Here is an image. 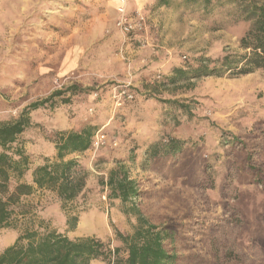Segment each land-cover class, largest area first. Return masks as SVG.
I'll return each mask as SVG.
<instances>
[{
  "label": "rangeland",
  "instance_id": "1",
  "mask_svg": "<svg viewBox=\"0 0 264 264\" xmlns=\"http://www.w3.org/2000/svg\"><path fill=\"white\" fill-rule=\"evenodd\" d=\"M157 1L0 0V124L54 91L74 84L88 90L32 112L30 127L0 149L27 160L20 180L10 175L9 192L18 182L31 185L32 171L55 160L53 134L95 128L91 149L65 158L79 164L82 193L63 207L49 190L21 197L0 229V253L26 232L120 246L115 231L133 235L138 218L121 213L100 183L120 162L142 191V217L174 231L166 244L174 264H264V190L246 170L248 154L264 165V74L166 82L177 69L238 50L251 25L238 8L242 0ZM122 17L129 32L119 26ZM169 138L184 142L176 156L147 154ZM235 214L240 224L231 222Z\"/></svg>",
  "mask_w": 264,
  "mask_h": 264
},
{
  "label": "trees",
  "instance_id": "2",
  "mask_svg": "<svg viewBox=\"0 0 264 264\" xmlns=\"http://www.w3.org/2000/svg\"><path fill=\"white\" fill-rule=\"evenodd\" d=\"M172 0H158L156 6H168ZM188 6H196L198 0H182ZM209 4L210 0H203ZM238 8L244 20L251 23L249 29L240 38L238 50L224 54L217 61L200 63L196 68L174 71L175 76L167 79L168 85H173L192 79L204 77L239 78L260 71L264 74V4H257L253 0H242ZM88 91L77 85H70L62 90L51 93L47 98L35 101L25 107L18 117L10 122L0 124V149H8L18 136L31 125L30 114L39 109L54 108L59 101L68 104L71 97ZM173 105L175 103L169 102ZM179 108L189 114V107L179 105ZM95 128L86 127L79 132H60L53 134L49 141L54 145L56 158L48 159L44 164L32 171V184L17 183L9 192L10 175L14 174L18 180L26 171L27 160L21 151L17 161L12 160L6 153H0V229L6 228L11 215L10 207L23 196H29L35 189L49 190L63 207L72 202L82 193L85 182L74 176L79 164L76 160H65L68 155L84 153L91 149ZM232 142V141H231ZM236 142V139L233 140ZM184 142L169 138L165 143H157L148 149L152 158H171L180 153ZM246 170L253 180L264 190V165L252 161L250 154L246 157ZM102 186L108 190L110 200H118L124 215L134 214L138 218V227L133 235H123L115 231V237L120 246L110 250L108 244L92 238L84 237L70 239L57 231H46L43 234L26 232L19 236L12 246L0 253V264H90L100 260L106 264H174L177 257L167 248V243H174V231L166 226L151 225L137 206L142 195L137 182L133 180L127 167L117 162L109 171L106 181L100 179ZM128 208V209H127ZM130 211V212H129ZM264 223V213L261 215ZM238 215H233L231 222L240 224ZM78 218L67 219L69 230L74 229ZM234 260L239 256L232 254Z\"/></svg>",
  "mask_w": 264,
  "mask_h": 264
},
{
  "label": "built area",
  "instance_id": "3",
  "mask_svg": "<svg viewBox=\"0 0 264 264\" xmlns=\"http://www.w3.org/2000/svg\"><path fill=\"white\" fill-rule=\"evenodd\" d=\"M119 26L123 27L125 31L129 32L132 29V25L128 22L126 17H122L121 21L119 22Z\"/></svg>",
  "mask_w": 264,
  "mask_h": 264
}]
</instances>
